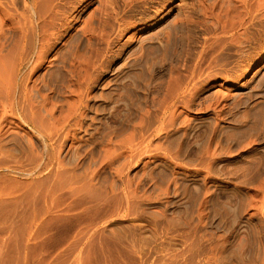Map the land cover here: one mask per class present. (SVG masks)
I'll use <instances>...</instances> for the list:
<instances>
[{"label":"rangeland","instance_id":"1","mask_svg":"<svg viewBox=\"0 0 264 264\" xmlns=\"http://www.w3.org/2000/svg\"><path fill=\"white\" fill-rule=\"evenodd\" d=\"M0 264H264V0H0Z\"/></svg>","mask_w":264,"mask_h":264},{"label":"bare ground","instance_id":"2","mask_svg":"<svg viewBox=\"0 0 264 264\" xmlns=\"http://www.w3.org/2000/svg\"><path fill=\"white\" fill-rule=\"evenodd\" d=\"M247 73H249V69H247L244 74H247Z\"/></svg>","mask_w":264,"mask_h":264}]
</instances>
